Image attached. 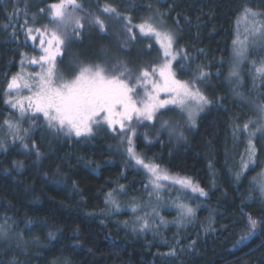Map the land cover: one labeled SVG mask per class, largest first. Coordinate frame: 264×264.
Here are the masks:
<instances>
[{
    "label": "trees",
    "instance_id": "trees-1",
    "mask_svg": "<svg viewBox=\"0 0 264 264\" xmlns=\"http://www.w3.org/2000/svg\"><path fill=\"white\" fill-rule=\"evenodd\" d=\"M80 1L94 10L110 3L133 24L150 16L162 19L161 27L176 35L174 47L184 49L189 58L186 70L179 67L181 60L177 62V78L192 79L198 65L211 74L198 87L212 104L199 114L195 127L185 128L184 139L176 143L164 134L156 137L151 126L135 139L137 152L147 162L195 178L208 195L190 193L186 199L180 195L195 209L194 222L183 224L174 206L176 187H164L159 204H168L160 208L167 224L158 220L141 231L131 208L157 197L146 188L145 172L125 162L126 156L113 148L118 141L107 129L88 140L38 132L32 139L40 151L49 153L41 161L27 155L19 139L0 148V223L12 230V234L2 230L6 235L0 236V264H264V229L251 240L241 239L248 230L245 214L264 223V199L252 181L264 150L255 137L258 163L237 179L247 137L233 133L236 125L242 128L252 118L250 99L264 102V81L254 95L240 92L244 102L228 76L237 22L245 7L264 12V0ZM54 2L0 0V130L13 111L4 102L7 82L21 71L22 54H40L31 41L26 42L25 21L28 27L41 26L48 19L39 9ZM114 41L116 37L97 28H86L68 44L66 61L77 58L79 64L107 67L116 51L132 68L158 61V45L152 41L137 37L125 51ZM148 43L151 49L146 48ZM257 58L261 53L249 51L242 76L247 85L250 68L254 71L251 62L261 61ZM35 66L25 64V71L33 72ZM14 162H22V167ZM109 193L117 203L121 199L119 210L108 202Z\"/></svg>",
    "mask_w": 264,
    "mask_h": 264
},
{
    "label": "snow or ice",
    "instance_id": "snow-or-ice-1",
    "mask_svg": "<svg viewBox=\"0 0 264 264\" xmlns=\"http://www.w3.org/2000/svg\"><path fill=\"white\" fill-rule=\"evenodd\" d=\"M42 15H46L49 23L39 27H28L25 21L24 27L26 42L31 41L39 55L28 56L22 54L20 65L21 71L12 75L7 82L4 95L5 103L18 114L17 120L5 119L3 124L11 134L13 142L21 141L24 149L29 148L26 138L31 136V131L38 127L37 120H43L44 127L53 135L83 138H93L97 131L107 129L114 136H118L130 161L141 168L146 175L147 187H151L160 199L159 193L164 190L162 182H169L168 187H176L177 201L174 206L179 210L180 221L192 218L195 209L180 200V195L185 199L190 193L207 196L208 193L190 177L171 175L167 169L161 168L159 164L146 162L143 156L136 152L134 138L137 137V128L145 122L154 123L161 110L175 111L189 127H195L197 117L204 111L212 101L198 87V82L203 83L211 74L202 66H197L196 73L191 80L177 78L173 65L178 58L182 61L179 67L186 70L184 65L188 62V55L184 49L176 50V35L171 30L161 27L162 19L150 16L140 24H133L132 18L124 15L110 3H104L100 7V14L88 13L91 19L89 25L95 26L99 32L107 34L109 25L102 16L116 21L121 26V31L126 39L123 42L127 47L129 43H135L137 35L141 40L152 41L158 45V62L141 66L137 71L130 69L123 61H117L115 65L108 68L101 64H79L71 79L66 78L58 69L57 59L62 57L64 50L72 39H79L80 33L85 28L84 12L79 0H57L45 9H39ZM264 12L245 7L244 18L249 20L250 27L245 40L239 38L233 41V63L229 71V80L237 87L242 82L240 73L241 65L247 58L248 39L253 43L259 41L264 45ZM34 19V18H33ZM133 29H138L134 31ZM152 48V43L146 45ZM253 64L257 77L264 78V60L257 65ZM25 64L36 65L39 70L35 72L25 71ZM27 95H22L24 91ZM235 90V89H234ZM237 95H242L239 91ZM163 97V98H162ZM259 113L258 120L249 119L242 128L236 125L233 128L234 135L243 132L247 137V161H241V172L237 173V179L250 163L255 162L256 147L254 138L258 133L264 135V102L256 104ZM27 117L32 123L29 128L21 129L20 121ZM250 125H255L250 129ZM162 129H167L175 134L177 139H184L183 131L179 130L180 122L161 120ZM21 131L23 134L21 135ZM147 143L152 141L147 139ZM32 151L37 159L41 156L35 141H32ZM3 145L0 144V148ZM18 166L22 167V162ZM255 180V178H254ZM262 195H264V173L257 181ZM121 191L123 186H120ZM151 194V193H150ZM109 200L114 208L119 210V204L112 199V193L108 194ZM136 212L135 207L132 208ZM155 212V209H153ZM158 215V213H156ZM247 218V233L241 239L252 236L259 226V221L245 214ZM141 231L150 227L145 216H138ZM163 222V221H162ZM127 223V222H125ZM0 227V231H2ZM135 231L136 228L134 227ZM51 238L54 234L49 233ZM174 251L169 255H174Z\"/></svg>",
    "mask_w": 264,
    "mask_h": 264
},
{
    "label": "rangeland",
    "instance_id": "rangeland-1",
    "mask_svg": "<svg viewBox=\"0 0 264 264\" xmlns=\"http://www.w3.org/2000/svg\"><path fill=\"white\" fill-rule=\"evenodd\" d=\"M79 2L82 4L83 9H84V12L79 13V15L85 17V19H84V23H85V28H84V30H85L86 28H89V27L96 28V27L93 26V25H89L88 21L91 19V16H90V15H86V14H88V13H92V14H100V10H94V9H91V8L85 7V6L83 5V3H82L80 0H79ZM46 12H47V8L45 9V13H46ZM44 17H45V19H47V18H46V15H44ZM102 18H104L105 21H106V23L109 25L107 34L110 35V36H111L112 38H114V39H115V37H116V41H114V42H116L117 46H118L122 51H125V50L127 49V47H129V46L131 45V43H129V44L127 45V47L124 46V43H123V42L125 41L126 37H125V35L123 34V32L121 31V26H120V24L117 23V22L114 21V20H111V19L107 18V17L102 16ZM261 19H264V18L262 17ZM47 23H49V21H47V22H45V23H43V24H47ZM249 27H250V18H249V20H245V18H244V14H243V15L239 18V20H238V22H237V26H236V39L239 38L241 41H244V40H245V36L248 35V29H249ZM84 30H83V31H84ZM133 30H134V31H138V29H136V30L133 29ZM83 31H82V32H83ZM82 32L80 33V35L82 34ZM137 37H139V35H137ZM139 38H140V37H139ZM74 40H75V39H72L71 42L74 41ZM174 48H175V47H174ZM175 49H176V48H175ZM176 50H177V49H176ZM253 50H256V53H261V59H260V58H257L258 60H259V59H260V60H262V59L264 60V45H262L259 41H257L256 43H253L252 38L249 37V39H248V52H247V55H248L249 51L251 52V51H253ZM66 52H67V47H66V49L64 50V54H63V56H62V57H58V59H57V65H58V69H59V71H60V72L66 77V78L71 79V78L73 77V75L75 74V72H76L77 66L79 65V60H78L77 58H75V59H74L75 62H74V61L67 62V61H66L67 58H66V56H65V53H66ZM113 56H114L113 64H112L111 66H107L108 68H111L113 65H115V64L117 63V61H123V62H125V63L127 64V66H128L130 69H132L134 72L137 71V70L139 69L138 67H140V66H138V67H136V68H135V67H134V68L130 67V66L128 65V63L126 62L124 55H122L120 52H117V51H116V52L114 53ZM179 60H180V59L178 58L177 62H178ZM260 60H259V61H260ZM157 62H158V61H157ZM177 62H175L174 65H173L174 69H175V66H176ZM246 62H247V58L243 61L242 65H241V69H240L241 77L244 76V74H245V69H246V67H248V66H246ZM152 63H155V62H151L150 64H152ZM142 66H143V65H142ZM67 69H70L69 72L67 71ZM38 70H39L38 66H35L33 72L38 71ZM250 70H252L251 73L249 72V74L251 75V78H252V79L249 81L248 85H247V83H245V79H244L243 77H242V82H241V84L239 85V87H237L236 84H235L234 82H232V83H233V85H235L234 88H235L237 91L241 92V91L243 90V91H245L246 93H247V91H248V92L251 93V95H252V94L254 95V93L258 90V88H259V86H260V82H263V81H264V78L257 77L256 74H255V72L253 71V69L250 68ZM28 72H31V70L28 71ZM250 75H249V76H250ZM188 80H191V79L188 78ZM230 82H231V81H230ZM248 86H249V87H248ZM27 94H28V93H27L26 90L22 93V95H27ZM236 95H237V94H236ZM237 96L240 97V98H242V99L244 100V102L246 101V98L244 99V96H243V95H237ZM162 98H163V97H162ZM254 101H257V100L254 99L253 97H252V98L250 99V101H249V103L251 104L250 107H252V111H253V114H252V118H251V119H252V120H258V119H259V113H258V111L256 110V103H255ZM257 104H258V103H257ZM200 113H201V112H200ZM9 119L14 120V121L18 119V114H17V111H16L15 109H13L12 114L10 115ZM161 120H170V121H172V122L179 121V122H180L179 130H180V131H185L186 129L189 128V126L185 123V121L183 120V118H182L177 112H175V111H168V110H161V114L158 116L157 120H156L154 123L149 124L148 122H145L143 125H141V126H139V127L137 128V135H138V133H139L140 131H145V127H149V126H151V127H153L152 129L154 130V132H155L154 135H155L156 137H160V136H162V135L164 134V136L166 135L165 137H166L167 139H169V140L172 141V142H173V140H174V141L177 143V142L179 141V139H177V136H176L175 134H171V135H170V133H169V131H168L167 129H162V128H161V126H160V122H161ZM31 123H32V122H31L27 117H25L24 120L20 121L21 129L23 130V129H25V128H29V125H30ZM35 123H36V125H37L38 127H36L35 130L31 131V136H30L29 138H26V142L29 143V148H28L27 150L24 149L23 146H22V144H21V147H22V150H23L27 155H29V156H32V155H33L35 161H41V159H42L43 157H46L49 153H44V152L40 151L41 156L39 157V159H37L36 155H35L34 152L32 151V143H31V142H32V141H35L34 139H32V138H33V135H34L35 133H38V132H41V133H43V134H46V133L48 134V133H51V132L48 131V130L44 127V122H43L42 119H41V120H37V121H35ZM254 127H255V125L250 126V128H254ZM185 128H186V129H185ZM21 135H22V131H21ZM257 135H258V136H256V137H257L258 140H259L260 146H261L262 149L264 150V135H262V134H260V133H258ZM57 136H58V137L67 138V139L74 138V137H67V136H63V135H57ZM112 136H113V138H114L116 141H118L117 144L113 146V148H114L115 150H117V151L123 153V154L126 156V161H125V162H127L128 164H131V165H133V166H135V167H137V168H139L138 166L135 165V163H134L133 161H130V160H129V158H128L126 152H125V145H122V144H121L119 137H118V136H114L113 134H112ZM75 139H83V138H75ZM135 139H136V137L134 138V145H135ZM12 141H13L12 136H11V134L8 132L7 127L4 125L3 128H2V130H0V144H2L3 147H6L8 144L10 145V144L12 143ZM19 142H21V141L19 140ZM35 144H36V146H37V142H36V141H35ZM254 144H255V142H254ZM255 145H256V144H255ZM255 147H256V146H255ZM135 150H136V147H135ZM136 152H137V150H136ZM51 153H52V150L50 151V154H51ZM137 153H138V152H137ZM256 156H257V148H256L255 162H254V163H250V164L248 165V168H247V169L255 168V167H256V165H257V163H258V162L256 161ZM242 158H243V160L247 161V151H246V150H245V152H244ZM145 161H146V160H145ZM241 161H242V159H241ZM146 162H147V161H146ZM260 162H261L260 166L257 167V170H256L254 176H252V181H253V183H254V185H255V188L261 193V190H260L259 185L257 184V181L260 180V178H261V174L264 173V156H263L262 159H260ZM160 166H161V165H160ZM161 168H163V169H167L168 172H169L171 175H174V176H180V177H188V176H183V175H180V174L174 173V172L170 171L168 168H166L165 166H161ZM139 169H141V168H139ZM247 169H246V170H247ZM141 170H142V169H141ZM246 170H244L243 173H244ZM240 172H241V170H240ZM190 178H192L194 182L198 183V182L196 181L195 178H193V177H190ZM254 178H255V180H254ZM162 183L165 185V187H167L169 182H162ZM198 184H199V183H198ZM117 194L119 195V193H117ZM160 194H161V193H160ZM161 195H162V194H161ZM261 195H262V193H261ZM262 197H263V199H264V195H262ZM147 200H148V202H145V203H143V204H138L137 206H135V208L137 209V211H136V212H133V214H134V216H133V218H134V219H133V222H134L135 224L139 225V221L137 220V217H138V216H145V217L148 219L149 223H151V222L154 223V222L160 220L161 222L163 221L162 223H164V224L162 225V223L159 224V222H158L157 225H158V226H160V225L165 226V224H167V222L162 218L161 213H160V208H161V207L166 208L168 204H167L166 202L163 203V204H159V203H160L159 200H156V199H154L153 197H151V198H149V199H147ZM120 202H121V199L118 200L119 207L121 206V205H120ZM144 204H145V206H144ZM120 209H123V208H120ZM131 209H132V208H131ZM153 209H155V212L153 211ZM156 213H158V215H157ZM178 216H179V210H178ZM192 220H193V221H192ZM194 220H195L194 217H192V218H185V219L183 220L182 223H183V224H184V223H187V222L191 223V222H194ZM178 221H180V216H179ZM0 227H2V229H4V230H9V231L11 232V234H12V230H11V228L8 227L7 224H1V223H0ZM262 229H264V223H259L258 228L256 229L255 233H254L252 236L254 237L255 235H258L257 233H260V232L262 231ZM3 235H6V233L3 232V231H0V236H3ZM252 236H250V237L248 238V240H251V237H252ZM8 237H9V236H8ZM12 237H13V236H12ZM253 237H252V238H253ZM245 240H246V239H245ZM53 264H58V263L56 262V263H53Z\"/></svg>",
    "mask_w": 264,
    "mask_h": 264
}]
</instances>
